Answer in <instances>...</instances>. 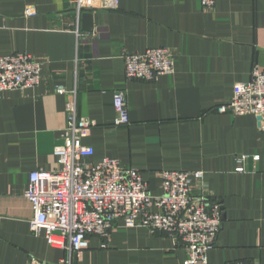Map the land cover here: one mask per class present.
<instances>
[{
  "label": "crops",
  "instance_id": "0c3cea01",
  "mask_svg": "<svg viewBox=\"0 0 264 264\" xmlns=\"http://www.w3.org/2000/svg\"><path fill=\"white\" fill-rule=\"evenodd\" d=\"M214 4L118 0L116 9L84 10L77 18L69 0H0V56L24 52L43 63L38 85L0 92V264H27L30 256L60 264L68 255L31 233L23 195L30 172L58 167L54 148L62 142L67 100L55 92L58 84L76 85V112L91 124L82 141L93 146V162L112 157L136 168L152 195L161 192V170L203 172L209 198L223 212L209 264H264V133L253 115L217 110L234 84L264 70V0ZM29 6L35 15H24ZM152 47L172 53L173 71L128 80L123 53ZM118 89L129 123L114 126ZM110 232L105 248L89 236L71 264L185 259V249L164 232L121 222Z\"/></svg>",
  "mask_w": 264,
  "mask_h": 264
},
{
  "label": "built area",
  "instance_id": "2783aa9c",
  "mask_svg": "<svg viewBox=\"0 0 264 264\" xmlns=\"http://www.w3.org/2000/svg\"><path fill=\"white\" fill-rule=\"evenodd\" d=\"M69 2L77 18L84 10H111L118 4V0ZM214 3L215 0H199L204 8H213ZM24 10L25 16L37 12L32 6ZM122 57L128 80L152 81L174 69V57L164 47L124 52ZM42 65V61L24 52L0 56V92L38 85ZM251 73L250 80L234 84L232 95L217 110L235 116L253 115L264 133V70L256 67ZM55 92L67 95L66 124L62 142L54 148L58 167L51 171L34 169L28 177L23 195L32 210L31 233L42 234L49 247L67 251L60 264H71L73 255L80 256L88 248L89 236H97L100 247L105 248L111 229L121 222L125 227L143 226L151 233L164 232L185 249L182 264H209L208 252L221 230L223 212L221 204L209 198L203 172L161 170V192L152 195L136 168L112 157L91 160L94 148L82 141L91 124L76 112V85L65 88L58 84ZM112 107L113 125H127L129 111L122 90L113 92ZM27 264L49 263L30 256Z\"/></svg>",
  "mask_w": 264,
  "mask_h": 264
}]
</instances>
